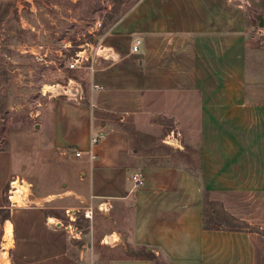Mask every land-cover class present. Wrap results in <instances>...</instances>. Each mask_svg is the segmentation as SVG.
<instances>
[{"label":"crops","instance_id":"obj_1","mask_svg":"<svg viewBox=\"0 0 264 264\" xmlns=\"http://www.w3.org/2000/svg\"><path fill=\"white\" fill-rule=\"evenodd\" d=\"M261 18L264 0H138L98 44L93 71L70 72L82 98L60 94L41 111L53 147L75 150L53 194L63 203L8 197L20 160L0 149V264H264ZM160 117L179 156L198 148L197 169L142 163L128 126L160 135ZM101 203L110 210L82 231L76 214Z\"/></svg>","mask_w":264,"mask_h":264},{"label":"rangeland","instance_id":"obj_2","mask_svg":"<svg viewBox=\"0 0 264 264\" xmlns=\"http://www.w3.org/2000/svg\"><path fill=\"white\" fill-rule=\"evenodd\" d=\"M137 1L0 0V149L14 150L20 160L19 180L14 179L16 182L13 180L7 191L8 197H13L14 201L22 203L31 193L33 198L48 196L52 201L49 206L56 207L63 203L56 200L59 198L53 197V194L61 193L66 188L62 182L68 177L67 164L75 163V150L72 149L68 155L61 154L53 147L54 131L50 121L43 123L41 129H36L43 118L41 111L52 110L61 92L53 94L44 87L66 86L71 73L65 64L58 62L71 61L79 51L83 55H90L91 48L100 44L115 22ZM51 24H54L53 28ZM55 30L58 36L54 35ZM45 32L51 37L48 40L52 51L49 59L57 64L43 65L36 62L30 52L23 53L25 48L31 51L29 48L38 41L45 42ZM61 39L69 46L63 51L60 50ZM261 63L260 72L264 75V58ZM71 85L73 87L75 83ZM158 121L167 127L163 133L155 136L136 130V126H128L127 130L136 139L134 148L143 157L142 163L181 166L191 163V168L197 169L198 148L192 147L189 158L179 156L177 149L163 141L166 132L174 127L161 117ZM66 159L69 162L64 165ZM89 207L93 209V218L104 213L96 206ZM76 216L80 217L78 221L82 231L93 223V219L85 218L83 209ZM161 262L164 263V260Z\"/></svg>","mask_w":264,"mask_h":264},{"label":"built area","instance_id":"obj_3","mask_svg":"<svg viewBox=\"0 0 264 264\" xmlns=\"http://www.w3.org/2000/svg\"><path fill=\"white\" fill-rule=\"evenodd\" d=\"M51 27H54V24H51ZM55 36H58L56 30L54 32ZM45 42H41L38 41L35 46H33L32 48L28 49L25 48V50L23 51V53H31L32 57L34 58V60L38 63H41L43 65H50L52 63L57 64L53 59H49L50 55H51V48H50V44L48 42V40L51 39L50 35H47V33H44ZM49 36V37H48ZM49 38V39H48ZM63 40V39H61ZM60 40V41H61ZM61 44V51H63L62 49H66L68 48V44L65 42V40L60 42ZM140 44L141 41H137L136 44L133 47V51L134 52H138L139 48H140ZM98 45L97 46H93L91 48V53L90 55H83V53L80 51L76 53L75 57L70 61V60H60V62H58V64L60 65H64L67 66V69L69 70H77V69H88L93 71V59H92V54L95 53L97 51ZM61 51L60 54H61ZM54 61V62H53ZM73 82L71 80H69L68 84L66 86H62L63 88H65L64 91L65 93H62V95H66L69 98H73V99H77L80 95V99L82 98L83 95V91H82V86H78V84L76 83V85L74 87H71V84ZM71 87V88H70ZM80 87V88H79ZM51 88V87H50ZM80 91V93H79ZM48 92H53V91H48ZM54 94V92H53ZM60 95V94H59ZM103 138V134H98V135H94L91 139V145H97L98 143H100L101 139ZM76 155L78 157H81L82 153L77 152ZM131 182L133 183V187L134 189H140L142 187L145 186V178L144 175L141 172H135L131 175ZM104 203H101L98 206V210L101 212H106L108 210H110L109 205H105ZM73 211L71 210H66V214L69 216L70 219H72V216H70L72 214ZM83 215L85 216L86 219L91 220L93 218L94 212L93 209L88 207L85 211H83Z\"/></svg>","mask_w":264,"mask_h":264},{"label":"bare ground","instance_id":"obj_4","mask_svg":"<svg viewBox=\"0 0 264 264\" xmlns=\"http://www.w3.org/2000/svg\"><path fill=\"white\" fill-rule=\"evenodd\" d=\"M51 87V88H50ZM71 88V87H70ZM44 89L46 90V91H48V90H51V91H53V92H55V93H57L58 91L60 92V94H62V92L63 93H65L66 91L64 90L65 88H63L62 86H60V85H55V86H45L44 87ZM65 91V92H64ZM52 94V93H51ZM11 232H12V230H11V227L10 226H8L7 227V229H6V240L8 241V244H9V242H10V240H11ZM115 239V238H114ZM105 242H107V241H105ZM109 242H111L110 240H109ZM9 246V245H8ZM7 255V254H6ZM7 258V256H4V260ZM5 264H9V262H8V259H6V262H4Z\"/></svg>","mask_w":264,"mask_h":264},{"label":"trees","instance_id":"obj_5","mask_svg":"<svg viewBox=\"0 0 264 264\" xmlns=\"http://www.w3.org/2000/svg\"><path fill=\"white\" fill-rule=\"evenodd\" d=\"M67 71V70H66ZM74 70H69L68 69V72L70 73V72H73ZM68 78H70V79H77V77L76 76H74V75H70V76H68Z\"/></svg>","mask_w":264,"mask_h":264},{"label":"water","instance_id":"obj_6","mask_svg":"<svg viewBox=\"0 0 264 264\" xmlns=\"http://www.w3.org/2000/svg\"><path fill=\"white\" fill-rule=\"evenodd\" d=\"M260 21H261V26H263V25H264V23H263V19L261 18ZM40 128H41V126H40L39 124L36 125V129H37V130H39Z\"/></svg>","mask_w":264,"mask_h":264}]
</instances>
